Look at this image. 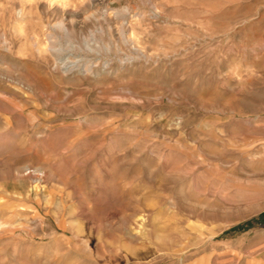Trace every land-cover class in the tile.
Masks as SVG:
<instances>
[{
  "label": "rangeland",
  "instance_id": "374dc122",
  "mask_svg": "<svg viewBox=\"0 0 264 264\" xmlns=\"http://www.w3.org/2000/svg\"><path fill=\"white\" fill-rule=\"evenodd\" d=\"M0 264H264V0H0Z\"/></svg>",
  "mask_w": 264,
  "mask_h": 264
}]
</instances>
